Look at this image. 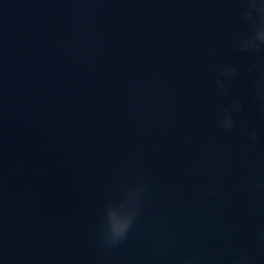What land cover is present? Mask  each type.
<instances>
[{
	"label": "water",
	"instance_id": "95a60500",
	"mask_svg": "<svg viewBox=\"0 0 264 264\" xmlns=\"http://www.w3.org/2000/svg\"><path fill=\"white\" fill-rule=\"evenodd\" d=\"M245 3L0 0L2 264H264V50L236 46ZM223 64L238 72L220 96ZM137 179L136 224L102 246L105 202Z\"/></svg>",
	"mask_w": 264,
	"mask_h": 264
},
{
	"label": "clouds",
	"instance_id": "9594fccd",
	"mask_svg": "<svg viewBox=\"0 0 264 264\" xmlns=\"http://www.w3.org/2000/svg\"><path fill=\"white\" fill-rule=\"evenodd\" d=\"M243 19L251 26L248 35L239 37L236 46L241 52H252L264 50V0H246L244 11L241 13ZM220 74L215 82L217 93L225 96V80L235 78L238 69L232 64L217 66ZM252 71V69H250ZM257 98L264 102V77L254 82ZM242 105L239 99H233L222 110L219 119V128L226 132H232L236 128L234 114L239 113ZM241 129L246 131L250 141L258 139L257 129L248 124H242ZM216 183L222 182V176H214ZM257 191L264 192V177L256 182ZM147 184L143 179H137L125 186L116 198H110L105 202L102 222L99 225L98 234L102 246H112L125 241L137 222L144 203ZM211 191V189H209ZM237 229L234 227L233 231ZM257 240L264 243V229L257 233ZM162 250H165L162 248ZM2 264V262H0ZM233 264H249L247 256L236 258Z\"/></svg>",
	"mask_w": 264,
	"mask_h": 264
}]
</instances>
